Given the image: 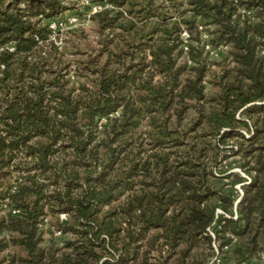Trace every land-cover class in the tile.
I'll return each instance as SVG.
<instances>
[{
  "label": "trees",
  "instance_id": "obj_1",
  "mask_svg": "<svg viewBox=\"0 0 264 264\" xmlns=\"http://www.w3.org/2000/svg\"><path fill=\"white\" fill-rule=\"evenodd\" d=\"M90 1L0 0V264H264V0Z\"/></svg>",
  "mask_w": 264,
  "mask_h": 264
},
{
  "label": "rangeland",
  "instance_id": "obj_2",
  "mask_svg": "<svg viewBox=\"0 0 264 264\" xmlns=\"http://www.w3.org/2000/svg\"><path fill=\"white\" fill-rule=\"evenodd\" d=\"M66 4L69 6V9H67L64 13V17L56 18L52 21L51 24H54L53 28V39L58 44H61L63 40L69 42H72L70 40H74L73 42L75 44H80V48L85 49L87 51L86 44L94 45L93 43V34H92V23L90 20L91 14H93L94 7L92 5L85 4L82 0H65ZM81 27H84L88 34V37L86 39L82 37L76 36L73 32L79 31ZM70 31V33H69ZM73 43H70L72 45ZM88 46V45H87ZM224 49L220 48L218 50H214L212 52L213 55L216 57H219ZM230 154L231 152H226ZM239 157L235 156L231 153L230 157L225 158L221 161L222 166H230L231 171H237L241 174L245 175L242 169L239 167ZM234 190L237 194L235 204L239 201L240 197L242 196L244 189L242 184H236L234 187ZM236 210H234L235 212ZM221 212V210H219ZM62 217H64L62 215ZM209 232L213 234V228H208ZM61 236L60 232H56V237L59 239ZM226 249V248H225ZM213 264H233V261L226 256L224 253H221L220 251H216V255L213 258Z\"/></svg>",
  "mask_w": 264,
  "mask_h": 264
},
{
  "label": "built area",
  "instance_id": "obj_3",
  "mask_svg": "<svg viewBox=\"0 0 264 264\" xmlns=\"http://www.w3.org/2000/svg\"><path fill=\"white\" fill-rule=\"evenodd\" d=\"M85 4L92 5L94 7V11H97L102 8L100 4H93L90 0H82ZM54 27V24H51Z\"/></svg>",
  "mask_w": 264,
  "mask_h": 264
}]
</instances>
